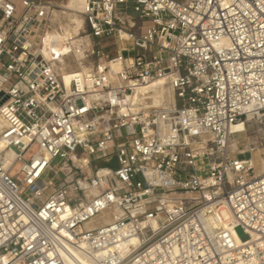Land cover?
Here are the masks:
<instances>
[{
  "label": "built area",
  "instance_id": "1",
  "mask_svg": "<svg viewBox=\"0 0 264 264\" xmlns=\"http://www.w3.org/2000/svg\"><path fill=\"white\" fill-rule=\"evenodd\" d=\"M54 7L0 0V264H64L61 239L96 264H264V173L229 150L264 125V0H84L77 35Z\"/></svg>",
  "mask_w": 264,
  "mask_h": 264
},
{
  "label": "bare ground",
  "instance_id": "2",
  "mask_svg": "<svg viewBox=\"0 0 264 264\" xmlns=\"http://www.w3.org/2000/svg\"><path fill=\"white\" fill-rule=\"evenodd\" d=\"M83 2H84V0H67V4L63 6V8H65L66 11H64L63 13H60V15H64L63 16L64 19L66 18L65 20H67V22H68V23L67 22L65 23L67 35H69V34L70 35H77L79 33L78 31H80V28H81L82 23H83V18L80 15V12H81L82 6H83ZM58 8H59V6H58ZM62 10H60V11H62ZM53 11H52V13H53ZM54 14H56L55 11H54ZM58 14H59V12H58ZM53 16L54 15H52V17ZM57 19H59V17ZM124 19L127 20L129 23H131V18L129 16H125ZM63 22H65V21H63ZM59 24H61L60 21H59ZM120 34H121V36H124L122 32H120ZM69 48H70V46L65 41L63 36L57 35L56 33L52 32V31L46 36V40L44 42V52L45 53H48L50 55H58L60 53L62 54V53L68 52ZM111 67L113 69L117 70L119 68V64L118 63H112ZM68 75L69 74L65 75V82L66 83L69 80ZM163 97L167 98L169 100L172 98L170 93H167V94L164 93ZM154 103L158 104L159 100L156 98L154 100ZM241 124L242 123H238V124L233 125L231 128V133H233V131L235 130V127H237L238 125H241ZM2 125H3V123L0 119V129L2 128ZM259 151H257L256 153H252V157L250 159L252 162V165H253V167H254V169L258 175L264 173V160L262 159ZM10 158H11V154H7L6 158H5L7 163L10 162ZM80 165L82 166L83 169L88 168L84 159L81 160ZM100 173L106 174L107 170L102 169L101 171H99V174ZM95 193H96V191L94 189L88 188L86 194L87 195H94ZM105 211H107L109 213L108 214L109 215V221L107 223H109L112 220V216L116 217L120 214L119 210H117L116 208H112L110 210H105ZM105 211L101 212L99 215H101ZM99 215L95 216L94 218L98 217ZM93 219H91L90 221H92ZM89 222L84 224L85 229H92V228L86 226V224H88ZM93 228H95V227H93ZM60 241H61V244L57 245V248H58L59 254H60L64 264H96L94 258L92 257V255H91V253H90V251L86 245H84V244H77V245L76 244L75 245L70 244L63 239H61ZM137 244H138V238L132 237V238H130L129 243L125 247V249L130 250L133 247L137 246Z\"/></svg>",
  "mask_w": 264,
  "mask_h": 264
},
{
  "label": "rangeland",
  "instance_id": "3",
  "mask_svg": "<svg viewBox=\"0 0 264 264\" xmlns=\"http://www.w3.org/2000/svg\"><path fill=\"white\" fill-rule=\"evenodd\" d=\"M47 1H50L52 4L55 5V8L53 10L55 11L56 14H54V11H53L52 15H54V16L52 17V20H53L52 23H54L56 21L57 22L60 21L62 25L65 24L67 22V20H65L66 18L64 19V17H63L64 15H60V13H63L64 11H66V9L63 8V6L67 4V0H47ZM58 6H59V8H58ZM60 10H62V11H60ZM58 12H59V14H58ZM129 16L132 19L131 22H134V23L137 22L134 14L129 13ZM58 17H59V19H57ZM63 21H65V22H63ZM83 28H85V27L83 26V23H82L80 30ZM103 43L105 46L106 53L109 55L110 58L113 57L116 53L117 46L119 45V42L117 41L116 37L114 36V37H111L109 39H106V40H104ZM258 129H259V132H258ZM233 134L234 135L232 136V138L229 141V150L232 154H236V156L239 158L251 159L252 153H256L257 151L260 150L259 153H260L262 159L264 160V125L260 128H259V126H255V125L247 127V126H245L244 123H242L241 125H238L237 127H235ZM102 165H104V164H102L101 162H97V163L93 164V167L99 168ZM87 169L84 168L83 170L88 172ZM253 173L257 174L255 169L253 170ZM108 214L109 213L107 211H105L104 213H102L101 215H99L98 217H96L92 221H90L88 224H86V226L93 228V227H96L98 225H103V224L107 223L109 221V215ZM221 217L224 220L227 219V217H228L227 213L225 211L221 212ZM235 232H236L237 236H239V237L243 236V233H242L240 228H237L235 230Z\"/></svg>",
  "mask_w": 264,
  "mask_h": 264
}]
</instances>
